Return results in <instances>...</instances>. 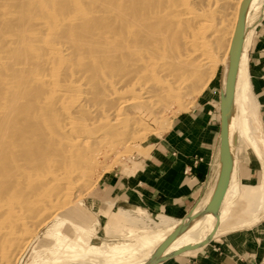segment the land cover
Returning a JSON list of instances; mask_svg holds the SVG:
<instances>
[{"label": "bare ground", "instance_id": "obj_1", "mask_svg": "<svg viewBox=\"0 0 264 264\" xmlns=\"http://www.w3.org/2000/svg\"><path fill=\"white\" fill-rule=\"evenodd\" d=\"M230 1L0 0V264L17 260L36 231L29 228L45 223L58 200L71 198L74 181L99 155L93 149L107 138L110 147L124 148L141 124L139 113L157 117L183 96L198 94L222 62L227 160L220 156L221 179L192 215L172 223L170 238L163 240L164 231L140 239L129 254L128 247L105 251L73 237L59 241L50 262L40 264H120L135 257L132 264H158L208 243L235 173L237 135H246L236 101L250 98L243 49L256 0L244 6L231 90L225 92L242 0L228 14ZM240 196L255 217L264 204L261 188ZM159 217L143 216L155 228L169 226ZM207 217L214 226L206 237L209 224L201 221Z\"/></svg>", "mask_w": 264, "mask_h": 264}, {"label": "crops", "instance_id": "obj_2", "mask_svg": "<svg viewBox=\"0 0 264 264\" xmlns=\"http://www.w3.org/2000/svg\"><path fill=\"white\" fill-rule=\"evenodd\" d=\"M244 51L250 97L256 105L258 144L254 148L256 154L251 155L255 160L252 165L248 163L250 155L247 160L240 155L246 163L236 164V176L241 186L248 187L264 179V167L261 166V163L264 165V17L254 24ZM214 97L213 90L204 89L190 108L172 123L161 137V143H154L145 157L134 162L131 172L119 174L103 185L107 189L106 195L115 203L111 206L136 208L172 221L184 218L193 209L207 182L210 161L217 155L218 95L215 97L217 101ZM247 142H250L249 138ZM237 153L236 150L235 157ZM219 161L220 156L216 165ZM236 197L239 201V191L232 197L228 217H221L224 205L221 206L219 227L208 243L158 264H264V204L255 217H250L244 205H234ZM119 213L117 216L123 223L125 219ZM104 215L109 217L111 212ZM233 215L238 221L230 223ZM213 226L214 218L208 225L206 237Z\"/></svg>", "mask_w": 264, "mask_h": 264}, {"label": "rangeland", "instance_id": "obj_3", "mask_svg": "<svg viewBox=\"0 0 264 264\" xmlns=\"http://www.w3.org/2000/svg\"><path fill=\"white\" fill-rule=\"evenodd\" d=\"M263 2L264 0H256L255 7H253L252 10L247 13V19L245 23L247 28V37L245 42L247 43L254 24L261 17H264V4L262 5ZM236 3L237 0H231L229 3L230 7L224 8L226 9L225 13H227V11L228 14H230L229 12H234ZM257 6L259 7L258 12L256 10ZM261 7L263 10L261 9ZM225 15L226 14H224V16ZM229 18L227 17L228 20ZM231 19L232 17L230 18V20ZM225 68L226 66L222 62L219 63L215 68L212 77L209 79L210 81H208L207 85L204 86V89L213 90V95L215 94V97H217L218 95V113L221 86L223 91ZM204 89H202L196 95H194V93H191L188 96H183L181 98L182 101L174 103L164 111L156 114L157 117H154L155 115H151L149 117L144 113H139L140 115L138 116L137 120L138 122L140 121L141 124H138H140L141 127L137 126L136 130H133L134 137L131 138L132 140H129L130 142L127 141L128 143L124 144V148L117 147L116 145H112L111 148L109 146L110 144H106V142H108L107 138V140L105 139L106 142L100 145L99 148L96 147L95 149H93V151H99V155L96 157V159H94L95 161L89 168L90 170L85 175V177H81L82 179H84V181L81 178L76 179V181H74L75 184H73V186L75 185V187H73V195L71 194V198L69 197L67 201H65L66 199L62 200L60 198L61 200L57 201L58 205L56 203L57 207L59 208L56 210H51L45 214V216L48 214L47 217L49 216V219L44 215L41 216V218L43 216L45 217H43V220H41V224L42 221L44 222V219L47 220L45 223H43L41 226H38L40 225L38 224V220L37 225H35V223L32 227L29 228V230H31L34 227L33 229H35L36 231L34 233L31 232L33 229L30 231L31 233L29 236H31V238L30 240H28L25 250L20 255V257L17 258V260H15L14 262L11 261L10 264H40L42 262H50L52 250L54 249V247H57L59 241H62L66 238L79 237L87 245H92L93 243L101 245L105 251L118 247L119 249L126 250V247H128L129 249L126 251H128L127 254H129L133 252L134 249L138 248V246H140V239L148 240L150 237H152V235L165 233L166 231L168 232L165 233L166 236L165 234L163 235V240H166L173 236V233L169 232L172 223L178 222L179 224H181V222L187 220V218L192 215V212L198 208L202 200L206 198V195H208L213 190L214 186L220 179L221 160L216 165L217 157H219V142L217 155L210 161V170L207 182H205L202 191L197 197V199L199 198V200L197 201L193 209L180 220L173 219L174 221H172L163 216L159 217L160 219L165 218L166 220H168L169 226L155 228L143 218L144 214L150 216L155 215H151L146 212L143 214L140 212L142 211L140 209L129 208L125 206L116 208L115 206H111V204L115 203L112 202L111 198H108V196L106 195L107 189L103 188V185L108 184L109 182L117 178L119 174H126V172H131L132 166H134V162L138 161L142 157H145L152 149L154 143H161V137H163L165 132L170 129L172 123H175L177 121V118L182 116V114H184L190 108V106L194 103L195 98L201 92H203ZM190 96L193 97L190 98ZM247 102L240 103L239 100L236 101V118H241V120H243L247 124V129L243 130L244 132H246L245 136L239 137V135H237L238 140L235 143V151L237 150L238 153L235 157L234 152L233 161V168L235 173L233 174L232 180L228 185L229 188L225 200L222 204L224 205V207L221 212V217H228L230 215V203L231 200H233L232 197L237 194V191L253 196L257 189L261 188L262 197L264 198V179H262V182L257 185L243 187L238 182L236 176V164H239V162L243 164L246 163L245 161H243V159L240 158V155L243 154L242 157L244 158V160H247L248 155H250V162L248 160V163L252 165L255 160L253 159V157H251V155L256 154L254 148H256L258 144V132L256 130V105L254 103L253 97L252 99L250 97ZM120 129L121 127L118 129V131L122 132L123 130ZM248 138L250 139V142H247ZM261 166L264 167L262 163ZM241 198L238 201V197H236L234 205H243L244 200H241ZM60 202L61 204H63L64 202V205H60ZM244 207H246V205H244ZM105 212H111V215L109 217H106L104 215ZM119 212H124L126 214L123 215ZM262 212H264V210H262ZM117 213L121 214V216L124 217L123 220H125L123 223H120V219L119 216H117ZM247 213L250 215V217H252V213L248 211ZM107 218H110V220H108ZM212 219L213 217H207L204 219L203 223H208L210 225L212 223ZM236 221H238L236 215H233L229 220L230 223H234ZM71 224L74 227H72ZM215 227H219V224ZM216 231H212L208 239L213 237ZM202 246L203 245L201 244L197 247H193V250ZM184 247L185 245H183V248ZM138 258L139 257L126 259L123 261V263L120 264H132Z\"/></svg>", "mask_w": 264, "mask_h": 264}, {"label": "water", "instance_id": "obj_4", "mask_svg": "<svg viewBox=\"0 0 264 264\" xmlns=\"http://www.w3.org/2000/svg\"><path fill=\"white\" fill-rule=\"evenodd\" d=\"M247 0H242L240 6L238 8V15L235 22L233 36H232V43H231V57H230V64L228 67V74L226 76V83L224 87L225 92H229L231 90V82H232V72L234 69V59L236 58V54L238 52L240 46V38H241V19H242V12ZM222 95H220L219 100V156H222L223 159L227 160V146L225 140V131H224V112L221 106ZM222 174H224L222 172ZM222 181L224 180V175L222 176ZM221 179V178H220ZM222 188L221 181L219 182V186L217 187L216 196L219 195L220 189Z\"/></svg>", "mask_w": 264, "mask_h": 264}]
</instances>
